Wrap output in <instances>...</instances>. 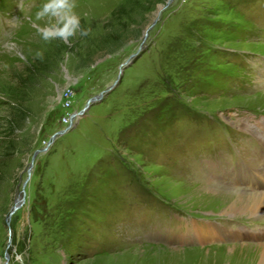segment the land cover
Segmentation results:
<instances>
[{
  "label": "rangeland",
  "instance_id": "374dc122",
  "mask_svg": "<svg viewBox=\"0 0 264 264\" xmlns=\"http://www.w3.org/2000/svg\"><path fill=\"white\" fill-rule=\"evenodd\" d=\"M237 120L264 127V0H0V264H258L264 215L202 193L264 191Z\"/></svg>",
  "mask_w": 264,
  "mask_h": 264
},
{
  "label": "bare ground",
  "instance_id": "6f19581e",
  "mask_svg": "<svg viewBox=\"0 0 264 264\" xmlns=\"http://www.w3.org/2000/svg\"><path fill=\"white\" fill-rule=\"evenodd\" d=\"M230 125H234L233 128L235 130H237V129L240 131L243 130L245 132L247 131V132L253 134L252 137L255 138L256 139L255 141L259 144V146H258L260 149L259 151H261V154H264V127H261L260 123H259V126L256 125V127H253V130H251V128L249 126V122H243V121L237 120L235 122L232 121L230 123ZM247 127H249L248 130H246ZM257 134H260L261 136L260 137L255 136ZM247 152L251 153V151L249 149H247ZM243 154H246V153H243ZM244 157H246V156H244ZM263 160H264V158H263ZM246 162L247 163L244 162L245 165H249L250 169L255 171L257 173V175H259V177L264 180V161L260 164L261 166L256 165L253 162L252 158L247 159ZM261 167L263 168V171H260ZM211 183L212 182H210L208 184H204L205 188L203 187L202 193L204 195H208V194H206L207 192L208 193L209 192H213V193L216 192L215 195H217V196L215 198H218L224 202H229L230 205L227 209V212H226L227 214L236 215V214L249 213L250 214L249 217H251V218H257V217L264 215V191H255L252 189L251 190H245L243 188H235L230 183H227L225 185L226 187L234 188V190H232L233 193H229L227 191H226V193H223L225 191L222 190L223 189V188H221L222 186L219 187L217 184L212 185ZM216 189L220 190V191L217 192V191H215ZM235 189H238V190L235 191ZM210 195H211V193H210ZM193 226H196V225L193 223ZM194 228L195 229H193V230L195 231L197 236H199L200 239L213 237L216 234H217L216 237H221L222 235L223 236L224 235H232V236L243 235V237L250 235L247 231L238 230V229L236 230V232L234 234L232 232L226 231V230L220 231L215 226H213V228L217 229V233H215V234L213 232L211 233V231H212L211 229H213L212 227L211 228L209 227L210 229H208V230H210V231L207 230V232L205 231L204 227L202 228V227L197 226ZM263 237H264V234H263ZM257 245L261 250V255H260L261 258H260V260H259L260 262L258 264H264V239L262 242H259ZM170 251L174 252L175 250H170Z\"/></svg>",
  "mask_w": 264,
  "mask_h": 264
},
{
  "label": "water",
  "instance_id": "95a60500",
  "mask_svg": "<svg viewBox=\"0 0 264 264\" xmlns=\"http://www.w3.org/2000/svg\"><path fill=\"white\" fill-rule=\"evenodd\" d=\"M168 3H169V1H168ZM168 3H167V4H168ZM159 12H160V11H159ZM159 12L157 13V15L159 14ZM155 21H156V19H154L152 25L154 24ZM150 28H151V26L148 27L147 30H149ZM145 37H146V34L144 35V38H145ZM135 57H136L135 55L132 56L130 60H128L126 63H124V64L121 66V68H120V70H119L120 72H119V75H118V77H117V80L115 81V83H114L111 87H109L106 91H104L103 93L99 94L98 96H96V97L90 99V100L87 102L86 106H85L81 111H79L78 113H75V114H72V115H71V117H70V124H69L68 129H65V130H63V131H60V132H57L56 134H54V135L51 137V139H50L48 145H47L44 149L37 150V151H35V152L33 153L32 158H31V162H30V165H29V168H28V170H27V179H26V181L24 182V184L22 185V190L20 191V196H19V198L14 202V205H13V207H12V210H11L10 214H9V215L7 216V218H6V226H7V227L9 226V220H10V217H11V216L13 215V213H14L17 209H19V208L21 207V205L24 204V202H25V189H24V188L26 187V185H27V183H28V181H29V179H30L31 171H32L33 166H34V161H35L36 157L38 156V154H42V153L46 152V151H47V148L52 144V142H53L58 136H60V135H62V134H64V133H66L67 131H69V129H70L71 125H72V121H73L74 119H76V117H81V116H83L84 113H85V112L91 107V105H94L95 103H97V102L103 97L104 94H107L108 92L112 91V90L117 86V84H118V82H119V80H120V78H121V75H122V68L128 66V65L131 63V60H132L133 58H135ZM6 261H8V258H6ZM5 264H7V263H5Z\"/></svg>",
  "mask_w": 264,
  "mask_h": 264
},
{
  "label": "built area",
  "instance_id": "2783aa9c",
  "mask_svg": "<svg viewBox=\"0 0 264 264\" xmlns=\"http://www.w3.org/2000/svg\"><path fill=\"white\" fill-rule=\"evenodd\" d=\"M70 117H71V115L66 119V124H67V125L70 124Z\"/></svg>",
  "mask_w": 264,
  "mask_h": 264
}]
</instances>
